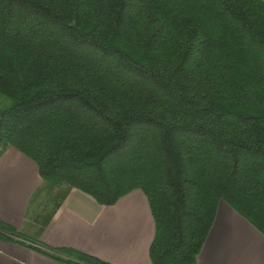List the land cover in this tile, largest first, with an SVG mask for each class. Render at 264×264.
I'll return each instance as SVG.
<instances>
[{"label":"trees","instance_id":"16d2710c","mask_svg":"<svg viewBox=\"0 0 264 264\" xmlns=\"http://www.w3.org/2000/svg\"><path fill=\"white\" fill-rule=\"evenodd\" d=\"M0 97V157L43 179L37 236L70 189L142 191L153 264H195L222 204L264 235V0H0Z\"/></svg>","mask_w":264,"mask_h":264},{"label":"crops","instance_id":"0c3cea01","mask_svg":"<svg viewBox=\"0 0 264 264\" xmlns=\"http://www.w3.org/2000/svg\"><path fill=\"white\" fill-rule=\"evenodd\" d=\"M43 179L37 164L10 147L0 157V220L16 232L0 238V264H68L48 248L74 250L109 264H153L150 248L155 222L145 194L135 190L115 205L104 206L91 196L70 189L44 232L37 236L28 211ZM41 250H44L41 251ZM195 264H264V235L227 204L219 207L215 223Z\"/></svg>","mask_w":264,"mask_h":264},{"label":"rangeland","instance_id":"374dc122","mask_svg":"<svg viewBox=\"0 0 264 264\" xmlns=\"http://www.w3.org/2000/svg\"><path fill=\"white\" fill-rule=\"evenodd\" d=\"M11 105H12V102L9 99L4 98V97H0V112L9 108ZM45 200H46V198H44V201ZM44 201H43V204H44Z\"/></svg>","mask_w":264,"mask_h":264}]
</instances>
